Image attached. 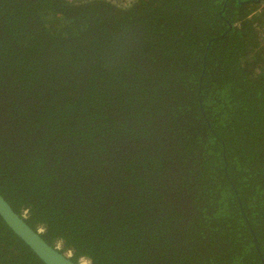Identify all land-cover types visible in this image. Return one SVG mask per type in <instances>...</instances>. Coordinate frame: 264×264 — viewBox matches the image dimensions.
Instances as JSON below:
<instances>
[{"label": "trees", "instance_id": "16d2710c", "mask_svg": "<svg viewBox=\"0 0 264 264\" xmlns=\"http://www.w3.org/2000/svg\"><path fill=\"white\" fill-rule=\"evenodd\" d=\"M0 194L77 264H264V0H0Z\"/></svg>", "mask_w": 264, "mask_h": 264}, {"label": "water", "instance_id": "95a60500", "mask_svg": "<svg viewBox=\"0 0 264 264\" xmlns=\"http://www.w3.org/2000/svg\"><path fill=\"white\" fill-rule=\"evenodd\" d=\"M0 217L9 229L43 264H77L59 249L48 244L40 232L32 229L0 194Z\"/></svg>", "mask_w": 264, "mask_h": 264}, {"label": "built area", "instance_id": "2783aa9c", "mask_svg": "<svg viewBox=\"0 0 264 264\" xmlns=\"http://www.w3.org/2000/svg\"><path fill=\"white\" fill-rule=\"evenodd\" d=\"M25 215H26V213H24ZM37 232H40V233H42L43 232V230L42 229H40L39 231H37ZM55 248H57V249H59V250H61L62 249V247H61V244L59 243V244H57V246L55 247ZM65 255H67V256H69V257H71L72 256V253L70 252V251H68ZM79 264H89V261L87 260V259H85V258H82V259H80V261H79Z\"/></svg>", "mask_w": 264, "mask_h": 264}]
</instances>
